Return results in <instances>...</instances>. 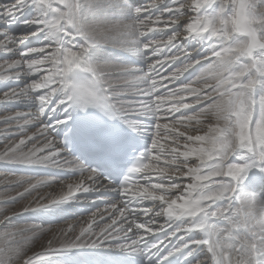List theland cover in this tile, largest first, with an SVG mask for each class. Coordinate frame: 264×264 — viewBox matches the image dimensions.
I'll use <instances>...</instances> for the list:
<instances>
[{
    "label": "snow or ice",
    "instance_id": "1",
    "mask_svg": "<svg viewBox=\"0 0 264 264\" xmlns=\"http://www.w3.org/2000/svg\"><path fill=\"white\" fill-rule=\"evenodd\" d=\"M105 43L146 67L102 63ZM0 55L20 57L0 64L4 97L37 110L15 119L47 141L25 151L34 137L21 138L2 159L63 158L82 178L24 212L67 213L76 193L122 201L98 232L92 213L35 256L5 215L0 264H264V0H0Z\"/></svg>",
    "mask_w": 264,
    "mask_h": 264
},
{
    "label": "rangeland",
    "instance_id": "2",
    "mask_svg": "<svg viewBox=\"0 0 264 264\" xmlns=\"http://www.w3.org/2000/svg\"><path fill=\"white\" fill-rule=\"evenodd\" d=\"M130 2L133 7H136L148 5L154 2V0H148L147 2L142 1L140 4H136L134 0H130ZM110 19L114 18L110 17ZM9 34L14 35L12 32H10ZM32 46H35V44L33 43ZM16 48L22 50L23 45H17ZM120 51L131 53V51H129L126 46L114 43H105L103 59L101 60V62L106 63L110 66H113L112 63H116V65L137 68L136 66H133L129 61L126 64L120 63L118 59L123 58L119 53ZM11 58L19 59L20 57L0 55V64L4 63L6 59ZM124 61L126 60H121V62ZM2 71L3 70H0V72ZM109 71L113 78L118 76V71L113 70L112 68H110ZM9 74L11 73L9 72ZM22 86V83L17 84L16 82H13L11 84V87L17 88V91H19L20 87ZM9 90V87L0 85V231H3L4 216L6 215L9 217H13L8 231L17 234L15 236V239L23 248L25 247L24 249H26V247H29V249L27 250L28 255L35 256L37 253L47 252L43 249L48 248L49 241L53 242V247H59L60 242L65 239L64 233L68 232L70 226L74 229V231L72 233H69L67 238L71 239L75 234H78L80 227H87V224L90 221L89 218L91 217L92 213L96 212H91L84 215L80 214L79 216H72L74 213L69 210L67 213L56 215L31 211L24 212L25 208H35L41 203H49L51 199L55 197L57 198L58 195L60 197L62 195V192H65V190H63L65 189V185H67L68 183L73 184L74 181L73 179L65 181L58 179V177L56 176H52L51 173L47 172V170L45 169L49 168L50 170L57 168L51 167V164L38 167H30L26 165L8 163L2 159L5 148L9 144L18 143L19 139L21 138L34 136L37 137L34 140L32 139L27 141V148L25 149V151L31 149L34 144L35 147L39 148L41 144H45L47 142L46 137L40 134L41 130L38 125H30L26 128L20 127V125L23 124V120L15 119L16 115L19 113L21 115L28 116L31 120L35 121L37 110L34 108H29L23 102V97L13 98L11 100L6 99L3 93ZM43 139L44 141L42 143H37ZM60 164L61 166L57 169H65V167H67L63 165V160H61ZM40 181H47V183H39ZM29 182L31 184H35L36 187L34 189L30 188ZM26 189L28 191H26ZM58 189L60 190V192ZM53 194L57 195L53 197ZM71 208H75L74 211L76 212L79 206L73 205L71 206ZM100 213H102V211ZM66 214L67 218H65ZM97 217H99L98 212L95 219L99 220V218ZM102 217L104 221L101 218L99 221L97 220L99 222L97 223L98 228L94 229L97 232L99 231L100 227H104L105 224L111 222V218H115H106L105 213L104 215H102ZM71 223L74 224L72 225ZM2 246L3 238L0 237V247ZM37 249H39L40 251H36ZM74 256H77L76 253L59 257L53 262V264H75L76 262L73 259H77L78 257Z\"/></svg>",
    "mask_w": 264,
    "mask_h": 264
},
{
    "label": "bare ground",
    "instance_id": "3",
    "mask_svg": "<svg viewBox=\"0 0 264 264\" xmlns=\"http://www.w3.org/2000/svg\"><path fill=\"white\" fill-rule=\"evenodd\" d=\"M131 5H132V4H131ZM145 6H146V5H145ZM124 52H125V51H124ZM131 53H132V52H131ZM132 54H133V53H132ZM138 59H139V58H138ZM118 60H119L120 63H123V64L128 63V61H127V62H126V61L121 62V60H124L123 58H119ZM117 62H118V61H117ZM141 63H143V61H141ZM112 64H113V66L116 65V63H115V64L112 63ZM136 67H137V66H136ZM145 67H146V66H145ZM137 68H139V67H137ZM8 74H9V73H8ZM34 113H35V112H34ZM194 126H195V125H193V127H194ZM180 130H181V131H184L185 129H184L183 127H180ZM191 134H196V133H191ZM34 137H35L34 139L37 138L36 136H34ZM34 139H33V140H34ZM36 141H37V140H36ZM43 141H44V139H43V140H40V142H37V143H42ZM33 142H34V141H33ZM37 143H36V144H37ZM34 145H35V144H34ZM37 145H38V144H37ZM43 145H44V144H41L40 147H42ZM32 146H33V145H32ZM38 146H39V145H38ZM40 147H39V148H40ZM61 160H63V159H61ZM60 162H61V161H60ZM60 165H61V164H60ZM50 166L53 167V168H56V167H57V166L54 165V164H51ZM59 167H60V166H59ZM57 168H58V167H57ZM57 168H56V169H50V170H54V171H56ZM68 168H69V167H68ZM70 169H71V168H69V170H70ZM64 170H65V169H64ZM72 170H74V169H72ZM44 179H45V178H44ZM81 179H82V178H81ZM81 179H80V180H77V179L73 180V181H74L73 185L80 183V182H81ZM49 180H51V179H49ZM61 180H62V179H61ZM54 181H55V180H54ZM69 182H71V181H69ZM177 182H178V183H181V184H185V183H188V182H190V181H189L187 178H177ZM84 183L87 184L88 181L85 180ZM68 185H69V183H68L67 185H65V189H63V190H65V192L63 191L64 193L62 192V195H61V196L67 194V192H68ZM99 186H100V183H99V181H98V182H97V185L94 186V188L96 189V188H98ZM56 188H58V187H56ZM58 190H59V189H58ZM59 192H60V190H59ZM59 192H58V193H59ZM53 193H54V191H53ZM56 195H57V194H53L52 196L55 197ZM75 195H76L77 197H79V200H76V202L74 203V205H77V204L79 205V204H81V203H83V205H85V201H86V200L84 199L85 195H84L83 193H76ZM61 196H60V197H61ZM58 197H59V195H58ZM58 197H57V198H58ZM55 198H56V197H55ZM87 208H88V207L83 206L82 210L85 211V210H87ZM108 208H109V207H107L106 209H108ZM74 209H75V208H71V207H70L69 211H71L72 213H74V214H73L74 216H76V215L79 216L80 214L77 213V212H79V211H78L79 208H78V210H77L76 212L74 211ZM106 209H104V212H103V213L106 214V218H107V217H110V215H111V216H114L113 213H112L111 211H106ZM153 210H154V209H153ZM103 213H102V214H103ZM98 214H99V212H98ZM126 214H127V213H126ZM103 215H104V214H103ZM116 215H118V214H116ZM101 217H102V216L99 215V217H97V218H99V220H100ZM63 218H64V217H63ZM65 218H67V214L65 215ZM89 219H90V218H89ZM101 219H102V218H101ZM161 219H162V218H161ZM97 220H98V219H97ZM97 220H96V222L92 225L93 229H97V228H98V224H97V223H99V222H98L99 220H98V221H97ZM102 220H103V219H102ZM74 223H75V222H74ZM74 223H71V224L73 225ZM88 223H89V222H88ZM107 223H108V222H107ZM109 223H111V222H109ZM119 223H120V222L118 221L117 226H119ZM87 225H88V224H87ZM99 226H100V225H99ZM48 229H49V228H48ZM63 232H64V231H63ZM60 236H61V235H60ZM61 237H62V236H61ZM48 239H50V238H48ZM62 239H64V238H62ZM24 248H25V247H24ZM28 249H29V247H26L25 250H28ZM43 250H46V251H47L48 248H45V249H43ZM43 250H42V251H43ZM36 251H40V250L37 249ZM76 255H77V256H80L81 254L76 253Z\"/></svg>",
    "mask_w": 264,
    "mask_h": 264
}]
</instances>
